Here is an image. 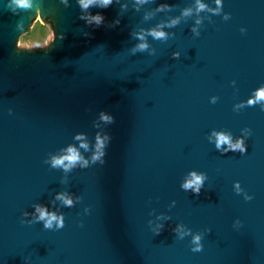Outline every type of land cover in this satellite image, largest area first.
I'll return each mask as SVG.
<instances>
[{
    "label": "water",
    "instance_id": "1",
    "mask_svg": "<svg viewBox=\"0 0 264 264\" xmlns=\"http://www.w3.org/2000/svg\"><path fill=\"white\" fill-rule=\"evenodd\" d=\"M85 3L0 0V264H264V0Z\"/></svg>",
    "mask_w": 264,
    "mask_h": 264
},
{
    "label": "clouds",
    "instance_id": "2",
    "mask_svg": "<svg viewBox=\"0 0 264 264\" xmlns=\"http://www.w3.org/2000/svg\"><path fill=\"white\" fill-rule=\"evenodd\" d=\"M17 2L19 3V5L21 7H27L28 6V0H17ZM91 3H93V0H87V3L84 4V7H87L88 4H91ZM110 3H111V0H103V5L104 6H107ZM99 20H100V18L97 17L96 18L97 23H99ZM152 35L154 37H156V38H161V37H163L164 33H162V32H159V33L153 32ZM48 38H49L50 41L53 40V37L51 35H49ZM23 43H24V37L21 39V44H23ZM140 47L143 48V47H145V45H141ZM257 99H264V90H261V91H259L257 93ZM249 103H253V101H249ZM222 143H227V137H224V136H220L219 137V142H218L217 146L219 147V145L222 144ZM233 147L234 148H238V147H240V145L237 144V145H235ZM69 152H70V155L64 157L61 160H56L54 163L57 164V165H60V164L64 163V160H67L69 162V164L75 163L79 159L78 154L73 149H69ZM193 176H194V180L192 182H189L188 184H186L185 185L186 188L192 187L193 184H200V182H201L200 178L196 177L195 174H193ZM67 203L70 204L71 202L67 201ZM45 215H47V214L45 212L41 211V219H43L45 217ZM51 219H55V217L53 216V217H51ZM50 222L51 221H49V225H46V227L50 226Z\"/></svg>",
    "mask_w": 264,
    "mask_h": 264
},
{
    "label": "rangeland",
    "instance_id": "3",
    "mask_svg": "<svg viewBox=\"0 0 264 264\" xmlns=\"http://www.w3.org/2000/svg\"><path fill=\"white\" fill-rule=\"evenodd\" d=\"M49 35L53 40H49ZM54 41V27L48 20L40 18V29L35 37L23 48V50L46 49L53 44Z\"/></svg>",
    "mask_w": 264,
    "mask_h": 264
}]
</instances>
